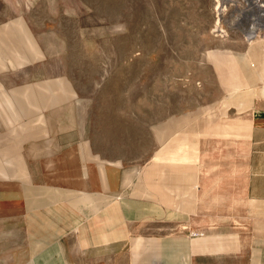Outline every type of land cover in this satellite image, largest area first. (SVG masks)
Wrapping results in <instances>:
<instances>
[{"label": "rangeland", "instance_id": "374dc122", "mask_svg": "<svg viewBox=\"0 0 264 264\" xmlns=\"http://www.w3.org/2000/svg\"><path fill=\"white\" fill-rule=\"evenodd\" d=\"M217 4L0 0V115H26V164L73 148L123 177L109 194L125 211L110 213V264H264L237 130L264 86V34L250 35L252 0ZM188 128L199 161L157 160L186 159L192 146L172 140Z\"/></svg>", "mask_w": 264, "mask_h": 264}, {"label": "crops", "instance_id": "0c3cea01", "mask_svg": "<svg viewBox=\"0 0 264 264\" xmlns=\"http://www.w3.org/2000/svg\"><path fill=\"white\" fill-rule=\"evenodd\" d=\"M256 93L250 89L251 99L245 103L247 122L237 130L249 134L245 198L257 203L258 217L264 219V86L259 96ZM25 117L0 115L6 128L3 136L0 130V145L4 143L0 149V264H110L111 245L106 236L111 233L110 215L124 216L125 211L110 205L109 194L120 190L123 177L113 169L103 175L92 163L83 165L73 148L48 150L51 158L26 164L20 146L32 136ZM214 131L221 133L219 128ZM189 133L191 129H184L172 140V145L187 142L186 147L192 146L181 153L186 159L157 160L199 161L198 145L188 140ZM199 134L191 133L193 138ZM134 245L137 254L142 251L141 242Z\"/></svg>", "mask_w": 264, "mask_h": 264}, {"label": "built area", "instance_id": "2783aa9c", "mask_svg": "<svg viewBox=\"0 0 264 264\" xmlns=\"http://www.w3.org/2000/svg\"><path fill=\"white\" fill-rule=\"evenodd\" d=\"M252 5L256 7L255 21L252 25L250 35H262L264 34V1L263 0H252Z\"/></svg>", "mask_w": 264, "mask_h": 264}, {"label": "bare ground", "instance_id": "6f19581e", "mask_svg": "<svg viewBox=\"0 0 264 264\" xmlns=\"http://www.w3.org/2000/svg\"><path fill=\"white\" fill-rule=\"evenodd\" d=\"M220 4H222V5H220V4H217V5H220L219 7H217L218 8V12H219V14H221L220 13V11H224V8H223V4L225 3V2H229V0H217ZM241 19V18H240ZM236 21V20H235ZM252 27V26H251ZM249 32V31H248ZM253 37V36H252ZM4 66V65H3ZM5 69V68H4ZM107 169H109L108 167H105V169H104V172H105V170H107ZM87 193V192H86ZM107 224V223H106ZM119 242V241H118ZM85 245V244H84ZM86 247V246H85Z\"/></svg>", "mask_w": 264, "mask_h": 264}]
</instances>
